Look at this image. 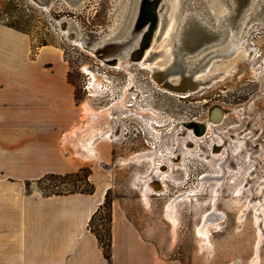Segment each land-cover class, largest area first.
I'll return each instance as SVG.
<instances>
[{"label": "rangeland", "instance_id": "374dc122", "mask_svg": "<svg viewBox=\"0 0 264 264\" xmlns=\"http://www.w3.org/2000/svg\"><path fill=\"white\" fill-rule=\"evenodd\" d=\"M66 1L76 8L83 0ZM261 2L253 0L238 11L229 9L227 0H163L146 59L116 67L64 32L56 18L59 14L69 30L82 37L67 9L52 14L35 0H0V21L27 32L34 46L46 42L61 48L82 106L88 102L99 110L114 103L107 132L96 131L87 138L101 135L96 147L107 151V160L90 158L85 171L77 175L43 178L37 182L39 189L45 193L87 190L93 183L87 169L95 170L108 187L93 222L103 235L115 200L152 236L163 257L182 264H264V19L256 15ZM138 8L139 0H131L125 21L108 41L127 34ZM95 12L92 23L82 27L93 49L102 25L97 21L104 19V12ZM183 13H201L214 26L225 13L236 21L233 29L240 37L238 45L226 35L208 42L199 54L182 51L181 68L190 60L192 66L203 65L197 75L225 72L184 96L160 86L146 64L167 67L165 77L171 81L179 77L169 71L177 68L175 54L182 45L176 40V26ZM221 28L229 30L223 24ZM226 52L230 53L223 56ZM114 55L124 54L111 52L106 57ZM82 116L85 123L88 118ZM146 149L154 151V162L133 158ZM160 163L168 169L160 172ZM145 180L157 185L148 192L147 202ZM172 201L175 227L165 216V207ZM209 211L219 218L217 223L209 222L207 238L197 234V227Z\"/></svg>", "mask_w": 264, "mask_h": 264}, {"label": "crops", "instance_id": "0c3cea01", "mask_svg": "<svg viewBox=\"0 0 264 264\" xmlns=\"http://www.w3.org/2000/svg\"><path fill=\"white\" fill-rule=\"evenodd\" d=\"M82 113L61 48L34 46L27 32L0 21V264H108L89 227L108 188L101 175L90 173L91 193L45 194L37 186L89 160L64 145L83 126ZM97 155L107 160L104 149ZM111 231V264H182L163 257L115 200Z\"/></svg>", "mask_w": 264, "mask_h": 264}, {"label": "bare ground", "instance_id": "6f19581e", "mask_svg": "<svg viewBox=\"0 0 264 264\" xmlns=\"http://www.w3.org/2000/svg\"><path fill=\"white\" fill-rule=\"evenodd\" d=\"M41 6L52 12V14L58 13L55 12L58 8L67 9L69 14L74 18L76 25L78 26L82 37L78 38L76 36V30L71 31L68 28V23L66 21L58 19L61 28L64 32L73 39L76 43L80 44L84 48H87L90 52L96 54L101 58V61L104 63H108L110 65H114L116 67L129 65L131 62L140 61L142 62L146 59V56L150 49L152 48V42L154 39L155 31L158 23V10L161 5L162 0H139V8L138 12L133 19V23L130 26V29L127 31V34L115 41H108V38L113 37L116 34V31L120 29L124 18L127 12L130 9L131 0H83L81 3L77 5L76 8L71 7V5L66 0H35ZM229 1V9L237 8V0H228ZM251 0H249L250 2ZM248 2V4H249ZM246 4V5H248ZM245 5V6H246ZM244 6V7H245ZM101 10L104 12V19H100L97 21V24L101 28L98 33H96L95 40L98 44L94 49L91 47L92 41H89L84 38L85 32L83 30V26L88 22L92 23V16L95 15L96 10ZM73 10V12H71ZM258 13V12H257ZM62 14V13H61ZM258 18L264 19V0H262L260 4V13H258ZM224 19L227 21L225 22ZM192 22H197L201 26H207L210 30H215V36L210 39V41H218L217 35L223 37L224 35H228L230 38V42L234 45L240 44V37L238 36V31L233 29V21L231 16H227V14H223L222 20H220L219 25L214 26L201 14H191V13H183L180 21L178 22L176 28V40L182 42V33L184 29L190 26ZM226 25L229 27L228 29L221 28V25ZM153 32L150 43L147 47L144 48V51L141 55H139L140 49L142 48V42L148 39L150 36V32ZM131 39V42L129 40ZM216 39V40H215ZM134 42L137 46H130L131 43ZM111 52H123V57L119 55H114L112 57L107 58L106 55ZM213 52H219L218 50H214ZM228 52L224 53L227 54ZM147 66L153 72V78L160 86H162L165 90L170 91L164 85V79L160 76V71L166 69L167 67L162 66H153L149 63H146ZM225 73L224 71L214 72L212 74L204 75H195V78L198 76L202 77V81H210L211 78L216 75ZM195 86L190 84L186 89H194ZM189 91V90H188ZM193 92V91H192ZM187 95V94H186ZM114 103L104 107L102 109L96 110L90 106L88 102L83 103L82 109L84 115L88 118L85 124L82 127H79L76 131L72 133H68L64 137V145L70 150L73 154L81 157V158H96L97 149L96 144L99 142V137L94 138L92 140H87L88 136L91 135L95 131H99L100 134H104L107 132V119L109 118V110ZM133 158L136 160H150L154 162V151L150 149H146L134 154ZM164 166V167H163ZM160 172L165 171L167 165H163L160 163L157 166ZM168 169V168H167ZM157 185L153 184L150 180H145L143 195L148 201V192L155 188ZM196 189H193V194L196 193ZM176 212V203L174 201L169 202L165 207V216L168 220H170L173 224V227L177 225V216ZM218 214L214 211H209L205 214L203 218V223L197 227V234L199 236L208 238V225L209 222L217 223ZM174 229V228H173ZM173 231V230H172Z\"/></svg>", "mask_w": 264, "mask_h": 264}, {"label": "water", "instance_id": "95a60500", "mask_svg": "<svg viewBox=\"0 0 264 264\" xmlns=\"http://www.w3.org/2000/svg\"><path fill=\"white\" fill-rule=\"evenodd\" d=\"M252 1L253 0H251L250 2L249 0H237L238 5H237L236 10H238V8L244 7L246 4H248V2L250 4ZM228 4H229V1H228ZM258 13H256L257 16H258ZM232 21H233V26H234L236 21L233 20V18H232ZM148 34H150V36H148V39L142 42V45H141L142 48L140 49L139 55H141L142 52L144 51V48L149 45L153 32L151 31ZM215 35H216L215 30H210L207 28V26H201L197 22H192L189 27L184 29L182 33V42L180 43L182 47L178 46L176 50V54H175V58H176L175 64L177 68L175 70L169 71V72H176L174 74H178L179 77H177L175 81H171L165 77L166 74H168V72H166L167 70L164 69L160 71V76L162 79H164V85L166 86V88H168L171 92L184 96L186 94H189L192 91L193 92L198 91L200 88L206 87L209 84H211L213 81L218 80L222 76H224V73L220 72V74L214 75L210 81L203 82L201 76H198L197 78H195V75L198 74L197 72L199 68L202 67L203 65H200L198 67L192 66L190 64L192 63L190 62V60H189V65H186L185 68L179 67L180 64H178L179 61L183 59L182 51H186L187 53L191 55L199 54L200 52H202L204 49L208 47L206 44H208V42H211L210 39L213 38ZM225 36L226 35H224L220 40H223ZM129 42H131V39L129 40ZM217 54H220V53L217 52ZM227 54H223V56ZM190 84L195 86V88L188 89L189 90L188 91L186 88L190 86Z\"/></svg>", "mask_w": 264, "mask_h": 264}, {"label": "trees", "instance_id": "16d2710c", "mask_svg": "<svg viewBox=\"0 0 264 264\" xmlns=\"http://www.w3.org/2000/svg\"><path fill=\"white\" fill-rule=\"evenodd\" d=\"M13 27H16L18 29H20L19 27H17L16 25H13V24H9ZM22 30V29H21ZM42 44H47L46 42H42ZM85 171V168L82 167L80 170L76 171V172H71V173H67V174H48L46 176H44L43 178H47V177H62V176H72V175H77L78 173L80 172H83ZM88 174L87 176L90 175L91 171L90 169H87ZM43 178L39 179L38 181H41ZM94 184L93 183H90V188L87 189V190H68V191H53V192H49V193H45V194H59V193H68V192H76V191H80V192H87V193H91L94 191ZM103 206L101 205V207H99L95 213L93 214V216L91 217L90 219V222H89V227L91 229V231L96 235L97 239H98V242L100 244V246L102 247L103 249V252L106 256V258L108 259V264H111V248H112V231H111V223H112V214H111V207L109 208V213H108V217H107V220H108V224H107V231H106V234L103 235L102 233H100V231H98L97 229H95L93 227V222H94V219L96 217V215L99 213V211H101V208ZM105 236V237H104Z\"/></svg>", "mask_w": 264, "mask_h": 264}]
</instances>
